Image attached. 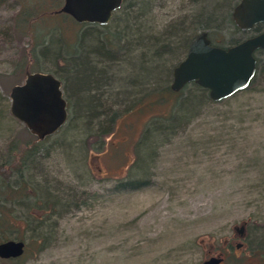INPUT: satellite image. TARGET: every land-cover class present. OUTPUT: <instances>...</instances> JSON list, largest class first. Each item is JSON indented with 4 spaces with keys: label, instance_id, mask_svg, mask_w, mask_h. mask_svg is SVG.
Returning <instances> with one entry per match:
<instances>
[{
    "label": "rangeland",
    "instance_id": "obj_1",
    "mask_svg": "<svg viewBox=\"0 0 264 264\" xmlns=\"http://www.w3.org/2000/svg\"><path fill=\"white\" fill-rule=\"evenodd\" d=\"M42 1L36 18L40 30L56 27L54 40L81 51L94 69L91 86L67 94L62 83L75 122L45 140L27 171L31 199L38 197L49 206L59 200L60 205L45 222L33 215H41V209L28 214L30 251L23 264H202L217 254L225 257L223 264H264L263 52H257L263 73L249 89L201 105L199 114L184 121L171 139L151 142L156 153L138 172L147 183L117 187L138 158L137 142L149 119L169 111L171 104L158 105L152 91L172 82L173 67L188 50L180 40L202 30L199 21L205 14L215 21L220 43L245 38L247 30L239 32L234 23L224 21L239 0H142L143 10L135 5L129 13L117 11L107 26L80 25L72 15L57 11L61 0ZM20 7L17 0H0V74L5 75L0 77V162L16 139L20 148L27 147L30 138L39 140L10 110L11 88L22 83L27 72L13 73L29 43V35L13 27ZM80 32L86 39L77 46ZM106 34L113 53L101 48ZM171 40L179 49L175 43V50L164 52ZM52 58L40 56V71L60 70L63 61ZM81 74L88 76L86 71ZM99 92L104 93L102 99L116 101L117 108L134 105L105 136L102 151L92 147L97 138L82 116L88 99ZM13 180L20 183L18 177ZM22 204L18 214L26 213ZM242 225L247 238L237 230ZM8 234L15 238L14 232ZM41 235L47 243L39 250L42 241L36 239ZM241 241L245 244L238 248Z\"/></svg>",
    "mask_w": 264,
    "mask_h": 264
},
{
    "label": "trees",
    "instance_id": "obj_2",
    "mask_svg": "<svg viewBox=\"0 0 264 264\" xmlns=\"http://www.w3.org/2000/svg\"><path fill=\"white\" fill-rule=\"evenodd\" d=\"M20 4V9L18 10L17 14L14 18L13 27L14 29L22 34L29 35V43L24 48L22 54L17 61L13 73H16L18 70H26L28 71V67L36 68V70H41V59L40 56L43 57H53L52 59L59 58L63 61V64L60 70L57 69H48L47 71L53 72L56 76H58L62 83L64 84V89L68 92L75 93L76 90H80L82 86H91L90 77H91V69H94V65L90 63L89 60L83 58L81 51L78 50H69V47L64 44L61 40H54L53 33L57 31V28H51L45 32V30H40L38 27L39 21L36 20L37 18V9L44 6L45 3L42 0H17ZM63 1L61 0V6L63 5ZM142 0H124L122 6L117 11H126L129 13L131 11V7L135 5L140 7L143 10L145 4ZM47 5V4H46ZM60 8V7H59ZM116 11V12H117ZM114 13V17L117 13ZM73 17V16H71ZM213 17V16H212ZM74 18V17H73ZM75 19V18H74ZM76 20V19H75ZM224 21H228L234 23V26L239 32L241 28L236 25L233 12L227 11L224 15ZM199 22L202 23V30H208L209 36L214 44L227 46L226 44L220 43V39L218 38L219 30L213 24V19L211 16L205 14L204 20H200ZM99 24V23H89V22H80L82 24ZM218 23V21H217ZM103 25V24H101ZM104 26H107L106 24ZM264 30V22H260L256 24L252 29L245 31L247 34L246 37L252 36L256 33H259ZM201 31V30H200ZM83 32H80V41L79 44L85 41ZM110 33V32H109ZM198 33V32H197ZM194 32L192 37L184 38L183 42L180 40L181 47L183 49H188L189 43L191 39L197 34ZM211 34V35H210ZM86 37V36H85ZM109 36L106 34L103 38L101 37V48H104L107 52H112V39L108 38ZM244 38H238L231 42L229 45L237 43L238 41ZM57 42H60L58 47ZM177 42L175 40H171V43H167L165 45L164 52L173 51L176 49L175 45ZM179 43V44H180ZM56 46V47H55ZM83 46V45H82ZM180 45L177 44V48L179 49ZM57 48V49H56ZM178 51V50H177ZM264 53L263 50H259ZM258 52V51H257ZM256 52V56H257ZM114 55V54H112ZM77 59H79L77 61ZM258 59V67L257 72L254 78L252 79L250 85L246 88L249 89L258 79L259 75L263 73V69L261 67V58L257 56ZM34 61V64L30 66V63ZM40 63V67L37 66ZM178 63H176L177 65ZM174 65V67L176 66ZM173 67V70H174ZM82 73L86 71L88 76H82ZM168 69L166 74L167 77L172 72V68ZM53 70V71H52ZM99 75H104V70L99 71ZM2 73V72H0ZM66 76V79L63 80L60 75ZM70 74V77H69ZM0 77H5L4 74H0ZM68 77V78H67ZM100 79V78H99ZM67 82V84H66ZM100 83V81H98ZM69 85V86H68ZM69 87V89H68ZM187 89V92H185ZM245 90V89H244ZM77 92V91H76ZM153 93L157 94L158 97V105H165L169 102L171 105L169 106V111H163L154 113V115L149 119L145 128L142 130L139 140L137 142V151H138V158L136 162L133 164L132 170L130 169L128 172L127 177L123 178L117 183V187L119 189H132L136 188L143 183H147L146 180H142L138 175L141 171L142 165L145 166V161L154 153L151 151V142L153 141H165L172 138L173 134H176L177 131L180 129V126L183 124L184 121L191 120L193 117H196L199 114V110L201 109V105L210 102H222L226 99L233 97L230 96L228 98L215 101L211 98L209 89L201 86L196 81H191L187 83L181 90L175 91L171 87V82L164 84L161 89L152 91ZM240 92V91H239ZM104 96L103 92L97 93V95L91 96L93 98L88 99V110L83 112L82 116L84 120H86V125L90 130V133L95 136L97 139L93 144V148L97 151H102L105 145V136L114 132L115 127L117 125V120L120 116L129 111L130 107L127 108H117L116 101L110 102V100L102 99ZM67 98V97H66ZM68 119L66 123L57 131V133L62 132L63 129H71L73 127L72 123H74L75 114L72 110L73 103L71 99L68 100ZM155 105V103H154ZM82 108V104H80ZM80 108V109H81ZM79 108H77L76 113L78 114ZM78 119V116H77ZM31 132V131H30ZM32 133V132H31ZM56 133V132H55ZM52 135V134H51ZM51 135L46 136L45 138H39V140H29L26 141L28 145L25 148H20L21 143L19 140L16 139L12 142L11 146L9 147L7 153L4 156L2 162H0V241L5 239L13 238L12 235L9 236L8 232H14L15 238L23 239L26 241V249L23 255L19 257H11V258H1V263H9V264H23L27 256L29 255V246L30 241L26 239L25 231L27 226H29L32 222V219L28 216V214H33V209H41V215L37 216L35 214L34 217L42 222L45 220L50 219L55 212L57 211V207L60 205V201L57 200L51 206L46 205L47 209H42L41 207H45L43 205V201L39 200L36 197V200L31 199V194L27 190L28 187L31 185L27 182L26 174L29 169L30 163L33 160L32 158L37 155L43 148L45 144V140L49 138ZM18 159V160H17ZM14 161H19L18 164L13 165ZM136 170V171H135ZM15 176L19 178L20 183H15L13 177ZM30 185V186H27ZM25 208V214H18V206L21 205ZM48 210L49 212H45ZM44 212V213H43ZM22 223H24L23 228H21ZM25 228V229H24ZM33 238V237H32ZM34 239V238H33ZM36 240H41L39 245V250L43 247L45 243H47V239L44 235H41L40 238ZM32 241V240H31ZM264 248V247H263Z\"/></svg>",
    "mask_w": 264,
    "mask_h": 264
},
{
    "label": "water",
    "instance_id": "obj_3",
    "mask_svg": "<svg viewBox=\"0 0 264 264\" xmlns=\"http://www.w3.org/2000/svg\"><path fill=\"white\" fill-rule=\"evenodd\" d=\"M124 0H64L57 10L72 15L79 22L107 24ZM233 18L242 30H250L264 22V0H239ZM264 51V30L237 43L214 44L208 30L199 31L190 41L187 53L173 70L171 87L181 90L196 81L208 88L213 100L219 101L246 89L257 72L256 52ZM13 116L23 122L39 138L57 132L67 121L68 101L62 80L53 72L30 71L22 83L10 91ZM26 241L9 238L0 241V257L24 254ZM222 256H211L202 264H221Z\"/></svg>",
    "mask_w": 264,
    "mask_h": 264
},
{
    "label": "flooded vegetation",
    "instance_id": "obj_4",
    "mask_svg": "<svg viewBox=\"0 0 264 264\" xmlns=\"http://www.w3.org/2000/svg\"><path fill=\"white\" fill-rule=\"evenodd\" d=\"M118 10V9H117ZM116 10V11H117ZM115 11V12H116ZM114 12V13H115ZM113 16H114V14H113ZM108 24V23H107ZM103 25H105V24H103ZM237 230H238V232H239V234H240V236L242 237V238H245L247 235V233H246V226H244V225H242V226H240V227H238L237 228ZM247 238V237H246ZM244 244H245V242L243 241H241V242H238L237 243V247L238 248H242L243 246H244ZM213 256H222L223 257V260L221 261V264H223L224 263V260H225V257L222 255V254H217V255H213ZM210 258V257H209Z\"/></svg>",
    "mask_w": 264,
    "mask_h": 264
}]
</instances>
